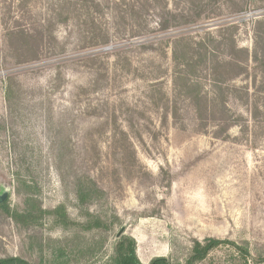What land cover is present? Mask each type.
I'll use <instances>...</instances> for the list:
<instances>
[{"label":"rangeland","instance_id":"1","mask_svg":"<svg viewBox=\"0 0 264 264\" xmlns=\"http://www.w3.org/2000/svg\"><path fill=\"white\" fill-rule=\"evenodd\" d=\"M168 13L177 21L159 32ZM15 28L30 38H10ZM92 32L109 45L91 44ZM233 52L247 62L220 70L221 90L243 91L226 118L178 96L184 82L215 96L210 59ZM205 54L176 83L179 65ZM20 178L44 211L62 205L72 223L107 228L50 214L18 225ZM79 179L101 191L85 205ZM2 196L0 258L107 264L123 232L143 263L185 261L195 240L217 238L264 264V0H0ZM227 260L220 249L204 264Z\"/></svg>","mask_w":264,"mask_h":264},{"label":"trees","instance_id":"2","mask_svg":"<svg viewBox=\"0 0 264 264\" xmlns=\"http://www.w3.org/2000/svg\"><path fill=\"white\" fill-rule=\"evenodd\" d=\"M20 5L24 4V0H19ZM178 16L176 14L168 13V17L163 19V21L159 25V32H165L169 30L174 22L177 21ZM10 38L17 39L22 41L26 38H30L29 35L25 31H21L20 29H13L9 31ZM89 36H91V44H95L96 46H108L109 45V38L104 36L103 34L99 36H95V33L92 32ZM147 49L152 48V46H146ZM239 53L247 55V50L245 49H238ZM234 55L229 56L226 59H219L218 57H213L210 59V63L207 61V54L204 55V58L198 57L195 59L192 57L185 61L184 64L179 65V70L176 75V83L178 80L186 78L189 79V75L186 76L183 74L185 68L189 70H195L200 67V64L207 65L209 63V74L213 81V87H217V91L215 92V96L209 98L207 95L202 94L195 88V83H187L184 82L182 88H186L187 91H180L178 96H182L195 105L197 111L201 110V107L208 111L211 115H219L220 118H226L230 113L227 100L228 98H234L235 100H240V95L243 93L241 89L238 88H229L228 91H223L222 86L219 85L223 81L220 79V70L225 71H237V70H244L247 58L240 60L236 58V53L233 52ZM90 59H96V57H91ZM180 58L177 56L175 57V61L178 64ZM204 62V63H200ZM185 67H184V66ZM219 71V73H218ZM230 78H232L230 76ZM185 80V79H183ZM231 80V79H230ZM197 85L196 87H198ZM192 87L195 90H192ZM246 95L248 92L245 91ZM19 180V194L24 196V210L21 212L15 211L11 214L12 219L18 224L25 228H30L32 226H37L42 219L47 215L50 214L54 217L56 224H59L63 227L67 226H77L85 231H95V230H104L107 228L106 222L99 217H90L85 224H75L72 223L69 219L67 214L66 208L64 206H59L51 212L44 211L41 206L40 202L37 200L36 193L34 192V187L25 179H18ZM88 181V180H87ZM101 192L97 190L96 185L89 180V182H84L82 180H78L76 184V195L79 202L82 205L87 204L91 200L97 197V193ZM99 194V193H98ZM109 227H113V223L110 224ZM226 250L227 251V263L221 264H248L249 258H251L250 253L247 248L239 247L235 242L229 240H222L217 238H207L203 242L199 240H195L193 242V246L189 253V256L185 261L182 262H172L167 258H155L151 260L149 263H143L138 255H137V243L133 237L121 235L115 245L114 254L110 258L107 264H204L210 258L211 254L217 250ZM93 255L95 253H92ZM237 257V259H236ZM63 258V250H59L58 259ZM258 262H264V259L259 258L256 260ZM238 262V263H237ZM0 264H32L31 262L22 259L20 257H6L0 258Z\"/></svg>","mask_w":264,"mask_h":264},{"label":"water","instance_id":"3","mask_svg":"<svg viewBox=\"0 0 264 264\" xmlns=\"http://www.w3.org/2000/svg\"><path fill=\"white\" fill-rule=\"evenodd\" d=\"M5 198H6V196L0 197V203L3 202L5 200ZM122 234H123V232H120L118 237H120Z\"/></svg>","mask_w":264,"mask_h":264}]
</instances>
